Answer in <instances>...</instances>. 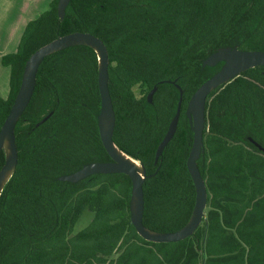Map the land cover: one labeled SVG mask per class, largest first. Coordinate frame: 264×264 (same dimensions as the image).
Segmentation results:
<instances>
[{
  "label": "trees",
  "instance_id": "obj_1",
  "mask_svg": "<svg viewBox=\"0 0 264 264\" xmlns=\"http://www.w3.org/2000/svg\"><path fill=\"white\" fill-rule=\"evenodd\" d=\"M56 5L52 0L29 20L17 49L0 59L9 67L0 126L32 52L74 31L99 37L108 52L113 142L146 173L142 223L156 232L181 228L195 198L186 167L192 141L186 105L223 64L203 67L202 60L220 47L264 50V0H70L62 20ZM97 68V54L86 45L55 51L38 66L14 128L17 163L0 191V264H264V150L248 140L264 147V66L208 94L196 161L207 188L205 221L173 242L136 232L126 174L59 179L110 159L98 133ZM176 84L183 90L177 127L154 163L175 114ZM3 162L1 150L0 168ZM84 210L93 215L74 231Z\"/></svg>",
  "mask_w": 264,
  "mask_h": 264
},
{
  "label": "water",
  "instance_id": "obj_2",
  "mask_svg": "<svg viewBox=\"0 0 264 264\" xmlns=\"http://www.w3.org/2000/svg\"><path fill=\"white\" fill-rule=\"evenodd\" d=\"M69 1L70 0H57L56 11L59 20L64 18L65 8ZM73 45L89 46L97 54V82L100 96V109L97 114V126L102 146L110 159L86 163L72 173L59 176V179L63 181L77 182L78 180L95 173L126 174L131 182L129 200L130 222L134 226L136 232L143 239L152 242H173L191 235L201 223L207 203V188L196 163L203 147L206 98L212 90L233 79L242 71L255 66H264V50L241 49L236 46L220 47L202 60L203 67L215 66L219 62H223V64L194 90L185 109L192 130V141L186 159V167L195 190L193 208L189 219L181 228L171 232H156L149 230L142 223L144 208L142 184L146 177L145 169L140 162L118 149L113 142L112 134L115 115L108 89V52L103 41L89 32L74 31L58 36L32 52L25 61L18 89L9 111L0 126V151L3 150L4 152V162L0 168V191L8 181L17 163V147L14 128L33 93L38 66L45 56ZM172 82L174 83V81ZM176 86L179 89V99L175 114L169 122L165 135L157 145L154 163L158 161L164 147L174 135L177 127L183 90L178 84H176ZM156 89L157 86H153L147 93L148 102L152 101V96ZM44 119H46V117L43 118V120ZM5 140L8 143L7 152L4 148ZM121 153L136 160L141 167V173L137 167L124 158Z\"/></svg>",
  "mask_w": 264,
  "mask_h": 264
},
{
  "label": "rangeland",
  "instance_id": "obj_3",
  "mask_svg": "<svg viewBox=\"0 0 264 264\" xmlns=\"http://www.w3.org/2000/svg\"><path fill=\"white\" fill-rule=\"evenodd\" d=\"M34 1H37L35 3V6L37 7L35 8V11L38 9L41 13L49 7H47L48 3H50L49 0H0V31L6 33L9 26L13 25L19 17L21 19H29L30 15H33L29 9L32 8L31 10H34L33 6L31 5V3ZM31 19L32 18L29 20ZM134 90L137 93L139 88L137 87ZM204 211H206V209ZM91 217V212L87 210L84 211L78 221L75 223L74 231H78L85 227L90 221Z\"/></svg>",
  "mask_w": 264,
  "mask_h": 264
},
{
  "label": "crops",
  "instance_id": "obj_4",
  "mask_svg": "<svg viewBox=\"0 0 264 264\" xmlns=\"http://www.w3.org/2000/svg\"><path fill=\"white\" fill-rule=\"evenodd\" d=\"M52 0H49L51 2ZM37 1H34L31 3L33 6L34 10L29 9L33 15H30L29 19L36 18L40 11L35 6V3ZM42 6V5H41ZM40 6V7H41ZM49 6V3L47 7ZM39 7V8H40ZM29 19H21L20 17L15 21L13 25H10L7 32H2L0 31V59L2 55L9 53V52H14L17 49L21 34L24 30V27L26 23L29 21ZM0 95L5 98L8 95L9 92V67L7 66H1L0 63Z\"/></svg>",
  "mask_w": 264,
  "mask_h": 264
},
{
  "label": "flooded vegetation",
  "instance_id": "obj_5",
  "mask_svg": "<svg viewBox=\"0 0 264 264\" xmlns=\"http://www.w3.org/2000/svg\"><path fill=\"white\" fill-rule=\"evenodd\" d=\"M248 140L250 141V143H252L254 146H256L257 148H261V149H263L264 150V147H262L258 142H257V140H255V138H252V137H248ZM202 152V151H201ZM89 176V175H88ZM87 177V176H86ZM86 177H84V178H86ZM83 179V178H82ZM82 179H80V180H82ZM79 181V180H78ZM77 181V182H78ZM207 204V203H206ZM205 209H206V207H205ZM204 209V210H205ZM84 211H86V210H84ZM83 211V212H84ZM88 211V210H87ZM83 212H82V214H83ZM90 212V211H89ZM92 213V212H91ZM81 214V215H82ZM93 215V214H92ZM205 221V211H204V217H203V219H202V221H201V223L202 222H204ZM200 223V224H201Z\"/></svg>",
  "mask_w": 264,
  "mask_h": 264
},
{
  "label": "bare ground",
  "instance_id": "obj_6",
  "mask_svg": "<svg viewBox=\"0 0 264 264\" xmlns=\"http://www.w3.org/2000/svg\"><path fill=\"white\" fill-rule=\"evenodd\" d=\"M4 148H5L6 152H7V151H8V143H7L6 140H5V142H4ZM119 152H120V151H119ZM121 155H122L124 158H126L127 160H129L132 164H134V165L137 167V169L139 170V172L141 173V167H140L139 163H138L136 160H133L132 158H129V157L125 156V155L122 154V153H121Z\"/></svg>",
  "mask_w": 264,
  "mask_h": 264
}]
</instances>
